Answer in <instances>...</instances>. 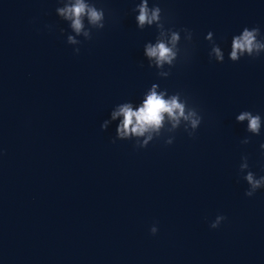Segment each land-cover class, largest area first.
<instances>
[{"label": "water", "instance_id": "water-1", "mask_svg": "<svg viewBox=\"0 0 264 264\" xmlns=\"http://www.w3.org/2000/svg\"><path fill=\"white\" fill-rule=\"evenodd\" d=\"M92 2L105 27L71 45L59 0H0V264H264V188L245 196L239 171L246 155L264 174V53L229 59L244 26L264 36V0H149L165 27L192 31L167 77L148 66L159 32L137 27L140 0ZM153 84L197 108L194 137L167 119L144 148L115 137L111 112ZM241 111L261 115L259 135Z\"/></svg>", "mask_w": 264, "mask_h": 264}, {"label": "clouds", "instance_id": "clouds-1", "mask_svg": "<svg viewBox=\"0 0 264 264\" xmlns=\"http://www.w3.org/2000/svg\"><path fill=\"white\" fill-rule=\"evenodd\" d=\"M59 4L55 8L56 14L64 21L69 22L68 27L74 35H67L66 42L71 45H79L81 40L77 37H83L84 40L92 38V30H100L105 27V11L103 8L97 7L92 0H59ZM138 15L135 17L137 27L144 29L147 26L155 25L159 32L156 42L146 43L144 45V54L149 58V67H152L154 61L157 69L163 68L165 64L169 65L167 71H160L159 76L167 77L170 74V68L174 66L178 53L181 52L178 44L181 40L180 33H184L186 42L192 41V31L187 28L174 29L173 27H165V18L162 16V9L158 3H153L149 7V0H140L136 5ZM51 27V26H48ZM63 33V29L60 30ZM165 31L169 33L167 40L162 39ZM213 33L208 31L204 37L206 40H212ZM231 50L229 59L238 61L243 56L256 58L264 53V36H262L259 26H244L238 34L231 37ZM74 53H79V48L73 49ZM211 53L215 54V60L223 62L224 56L220 47L212 45ZM211 53L209 54L211 56ZM157 85L152 87L144 95L138 107L133 108L131 102L119 104L115 110L111 112V119H121L116 125V138H125L130 136L144 137L143 141L135 143L136 147L144 148L155 138L162 135L161 129L164 128V122H170L171 128L166 132L173 133L177 128L183 126L189 137H194L196 129L202 121V116L196 107L189 104L187 97H182L180 92L165 96L167 89L158 92ZM261 115L259 113L252 114L251 111H241L236 116L237 121L247 120V130L255 135H259L261 131ZM109 120H104L100 128L107 129ZM246 138L241 143H248ZM165 144H171L173 137L169 136L165 139ZM264 148V142L260 144ZM241 159L245 162L239 164V171L242 173L245 169L248 171L243 175L248 187L245 189L244 195L252 197L257 190L264 188V174L257 176L253 171L249 170L248 157L242 155ZM226 217L223 214H217L209 223V227L215 229L220 226ZM158 231L154 223L149 232L155 235Z\"/></svg>", "mask_w": 264, "mask_h": 264}]
</instances>
